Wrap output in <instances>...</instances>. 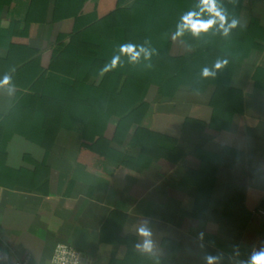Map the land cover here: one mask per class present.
I'll list each match as a JSON object with an SVG mask.
<instances>
[{
	"label": "crops",
	"instance_id": "0c3cea01",
	"mask_svg": "<svg viewBox=\"0 0 264 264\" xmlns=\"http://www.w3.org/2000/svg\"><path fill=\"white\" fill-rule=\"evenodd\" d=\"M119 1L172 12H134L109 40L98 11L114 0H0V264H52L58 245L82 264H251L264 251V0H218L232 12L199 36L176 35L174 7L200 0ZM129 43L150 60L104 71Z\"/></svg>",
	"mask_w": 264,
	"mask_h": 264
},
{
	"label": "clouds",
	"instance_id": "9594fccd",
	"mask_svg": "<svg viewBox=\"0 0 264 264\" xmlns=\"http://www.w3.org/2000/svg\"><path fill=\"white\" fill-rule=\"evenodd\" d=\"M199 11H193L186 13L181 17V22L177 25L176 35H183L185 31L191 32L194 36H199L201 33H207L210 29L219 25L220 28L224 27L226 17L224 16L221 8L218 6V0H200L198 5ZM207 15V19L204 16ZM235 24H233V27ZM226 34V31H225ZM126 56L129 63H139L141 57L145 60H150L152 50L144 47L143 45L134 44H122L120 45V55L114 56L111 63L105 66L104 71H108L117 67L120 63V56ZM221 65L216 64V68ZM203 75H214L208 69H204ZM10 83V78L5 76L3 80H0V86ZM140 232L144 236H149L150 233L144 228L140 229ZM144 247L147 249L151 248V241L145 240ZM251 264H264V251L253 255Z\"/></svg>",
	"mask_w": 264,
	"mask_h": 264
},
{
	"label": "trees",
	"instance_id": "16d2710c",
	"mask_svg": "<svg viewBox=\"0 0 264 264\" xmlns=\"http://www.w3.org/2000/svg\"><path fill=\"white\" fill-rule=\"evenodd\" d=\"M110 5V8L103 13L100 17V10L98 11V24L101 27H105L108 30V38L109 40L113 39V30L115 28H122L127 32H130L132 30V13L136 12L139 15H150V14H155L157 12L159 13H171V7H156V6H130V7H125L123 3L119 0H114ZM120 2V3H119ZM191 7H184V6H176L174 7V13H188V10ZM194 8V7H193ZM168 9V10H167ZM193 11H198L196 8L192 9ZM142 21H139L138 23L140 24ZM148 24V23H147ZM151 24V23H150ZM152 25V24H151ZM71 42L73 45L76 47V52L78 56L82 57H89V58H95L96 55L93 53H87V48H90L92 50H97V48L88 46L87 44L80 43L79 40L76 37H72ZM166 76L163 78V80H166ZM161 86H164V81L162 82ZM112 88H115V85L112 86ZM141 89L140 85H133L131 90L127 91L129 93L135 92L136 90ZM118 91H115V89L112 90V93H117Z\"/></svg>",
	"mask_w": 264,
	"mask_h": 264
},
{
	"label": "built area",
	"instance_id": "2783aa9c",
	"mask_svg": "<svg viewBox=\"0 0 264 264\" xmlns=\"http://www.w3.org/2000/svg\"><path fill=\"white\" fill-rule=\"evenodd\" d=\"M52 264H82L81 254L75 249L65 246L58 245L52 254ZM7 264H28L27 261L23 262H11Z\"/></svg>",
	"mask_w": 264,
	"mask_h": 264
},
{
	"label": "rangeland",
	"instance_id": "374dc122",
	"mask_svg": "<svg viewBox=\"0 0 264 264\" xmlns=\"http://www.w3.org/2000/svg\"><path fill=\"white\" fill-rule=\"evenodd\" d=\"M194 8H196L199 11V8L198 7H194ZM220 8H221V10H222V12L224 14H230L232 12V7L223 6V7H220Z\"/></svg>",
	"mask_w": 264,
	"mask_h": 264
}]
</instances>
